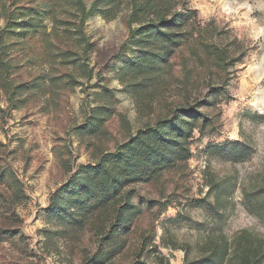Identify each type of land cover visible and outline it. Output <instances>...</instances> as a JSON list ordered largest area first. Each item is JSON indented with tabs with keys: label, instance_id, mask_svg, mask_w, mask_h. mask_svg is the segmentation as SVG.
<instances>
[{
	"label": "rangeland",
	"instance_id": "1",
	"mask_svg": "<svg viewBox=\"0 0 264 264\" xmlns=\"http://www.w3.org/2000/svg\"><path fill=\"white\" fill-rule=\"evenodd\" d=\"M79 1L95 6L83 25ZM149 1L183 14L173 39L132 36L157 18L129 27L133 0H0V264H248L243 245L264 250V0ZM187 109L205 119L182 154L167 145L148 180L82 210L71 177L89 187L104 155ZM118 212L125 230L101 240Z\"/></svg>",
	"mask_w": 264,
	"mask_h": 264
},
{
	"label": "trees",
	"instance_id": "2",
	"mask_svg": "<svg viewBox=\"0 0 264 264\" xmlns=\"http://www.w3.org/2000/svg\"><path fill=\"white\" fill-rule=\"evenodd\" d=\"M11 1L13 4L18 3V0ZM169 1L170 0H165V2ZM79 3L82 9L81 25H83L84 21L95 11V6L92 5L89 10L85 11L82 2L79 1ZM112 4L114 6L115 3ZM155 5L156 4L149 0L143 1L141 4H137V1L133 0L132 12L128 19L129 27L133 23H140V14L148 16V14L153 11L154 14L157 15V18L145 23H140L142 25L141 27L131 30L132 36L135 35L137 38L141 39L143 36L148 35L147 38H150L158 34L161 38L167 40L173 39L174 34H171L168 29L178 24L179 20L180 23L183 24V14L175 13L168 19L166 16L170 15V12L164 15L163 7L153 10ZM25 11L32 12L31 9ZM25 13L27 12H23L24 15ZM33 20H30L28 23L29 27L33 26ZM4 33L5 32L0 31V57L4 55L5 50L3 44ZM171 43L178 44V42L174 40ZM0 67L2 68V72L5 71L6 74L8 66H6L1 58ZM8 82L9 79L6 76L0 80L2 87L11 89V84ZM204 119L205 117L202 113L194 111L193 109L174 110L171 118L157 121L155 126L147 127L144 133H139L135 137H132L115 153L104 155L102 161L92 169L93 177L91 184L87 187L88 189L79 184L78 176L74 175L67 185L69 189L66 190L70 191L73 195L72 198L82 206L84 212H91L97 208L104 207L107 202V192L113 191L116 193V183L119 182L118 180H133L143 177H145V180H148L152 172L159 169L161 170L162 166L168 164L161 163L160 161V158L163 157L164 147L169 144L179 145V151L180 154H182L184 147L181 141L182 138L184 142H186L190 138L193 130L197 128L202 132ZM198 123H200V125ZM0 178L2 180L4 179L3 172L0 173ZM17 182L15 181V183ZM9 184L11 185L12 181L9 180ZM77 188H79V193L76 192ZM121 219V213L118 212L115 220L116 224L111 226V229L101 240H110L113 236H119V234L125 230V223H123ZM242 249V258L245 259V262L248 264H264V250L261 247H255L250 250V246L243 245Z\"/></svg>",
	"mask_w": 264,
	"mask_h": 264
}]
</instances>
